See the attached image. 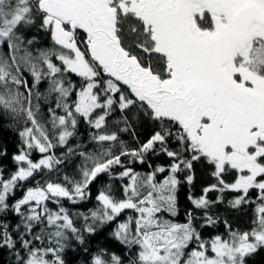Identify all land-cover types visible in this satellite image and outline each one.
Returning a JSON list of instances; mask_svg holds the SVG:
<instances>
[{
    "label": "snow or ice",
    "instance_id": "obj_1",
    "mask_svg": "<svg viewBox=\"0 0 264 264\" xmlns=\"http://www.w3.org/2000/svg\"><path fill=\"white\" fill-rule=\"evenodd\" d=\"M0 121L21 141L15 170L0 168V250L10 264H68L71 241L85 264H249L264 251V0H0ZM144 121L158 127L129 147L122 134L138 140ZM81 123L90 148L75 142ZM161 153L167 166H131ZM72 157L76 175H60ZM200 161L217 182L188 196L193 208L178 222V187L193 183ZM102 176L127 183L119 195L104 183L96 206L74 218L62 201L89 199ZM225 192L235 193L228 208L252 210L246 229L211 213ZM110 223L124 255L86 246ZM220 223L224 232L202 235Z\"/></svg>",
    "mask_w": 264,
    "mask_h": 264
},
{
    "label": "trees",
    "instance_id": "obj_2",
    "mask_svg": "<svg viewBox=\"0 0 264 264\" xmlns=\"http://www.w3.org/2000/svg\"><path fill=\"white\" fill-rule=\"evenodd\" d=\"M83 37V34H81ZM40 40L44 45L50 43V38L44 34H39ZM73 79H77L73 76ZM46 88V84L41 85V91H44ZM118 119V114L112 117V121ZM111 123V122H110ZM158 125L151 121H144L138 122L136 124V136L138 140H133L130 134H122L121 139H123L129 147H136L138 143L144 142L149 135H151L152 131L157 128ZM86 125L81 123L79 128V135L76 137L75 142H81L82 145H87L86 139ZM21 146V141L18 136V130L15 125H11L5 121H0V152L7 149V155H0V168L5 169L4 175L7 177L10 173L15 170V162L12 160V156L14 153L17 152L19 147ZM89 148L91 145H87ZM170 146L174 147V143L170 142ZM64 149H57L56 154L59 155ZM31 158L33 160H38L40 158V154L37 151L32 152ZM128 159H131L130 157ZM80 160L72 157L70 158L65 165L60 166V175L68 174L69 176H75L78 170V166L80 164ZM127 162V161H126ZM170 163V159L164 155L163 153L159 155H148L147 156V163L140 164L139 162H134L131 166L138 172L144 173L149 171V164L152 167L156 165H164L167 166ZM116 171H120V169H116ZM213 168L206 164L204 161L197 162L194 165V181L191 185L182 182L181 185L178 187L177 190V199H178V208L179 214L175 218L178 222H183L185 219V213L188 209L193 208V205L188 199V196L191 194L194 197H199L202 194L204 188L215 184L216 178L211 175ZM168 175L165 172L162 175H159L158 179H163V176ZM184 175L186 173H181L179 178L181 181L184 180ZM234 173L226 175V180L231 182L234 178ZM46 177H51L53 179L57 178V173H45ZM39 179V177H37ZM111 183L113 186V190L116 192L117 195L120 194L119 189L121 183H127V180L120 181L119 179L113 180H106L105 177H100L97 181L91 185V197L87 200L80 201L77 205H72L67 200L62 201L63 205L69 208L70 212L73 214L75 218V213L78 211L86 212L88 209H92L96 206L97 202L95 200V195L97 194L98 189L102 188L104 183ZM33 184L32 180H29L24 187L17 189L15 192V198H20L23 194L24 188L31 186ZM220 193L216 191H212L208 193L209 200H215ZM235 193L233 192H225L223 194L224 202L218 203L211 208V213L219 215L221 219H227L234 228L239 229H246L250 222V217L252 215V210L250 208H244L242 210H232L228 208L227 201L234 197ZM254 195V194H253ZM50 208L55 209L57 206L51 202L48 205ZM131 214L130 212H126L123 214L120 219L124 218V215ZM199 217L202 215L201 212L196 213ZM77 219V227H79L82 223L78 218ZM7 222L11 225H14L18 222L17 218L12 214H9L7 218ZM197 225L201 223L198 219L196 221ZM115 228V223H110L103 228L99 229V231L91 236L87 237V244L86 246L89 248L90 251L94 252L97 248H107L111 252H115L120 255L125 254V248L120 245L116 240H114L110 233ZM202 235L207 238L217 233L224 232V225L223 223L217 224L214 227H205L202 230ZM66 258L68 264H85L87 260V255L83 253L82 246H79L76 241H71L70 248L66 250ZM11 256L8 254L7 250H0V264H10ZM249 264H264V251H260L255 256H253L249 262Z\"/></svg>",
    "mask_w": 264,
    "mask_h": 264
},
{
    "label": "water",
    "instance_id": "obj_3",
    "mask_svg": "<svg viewBox=\"0 0 264 264\" xmlns=\"http://www.w3.org/2000/svg\"><path fill=\"white\" fill-rule=\"evenodd\" d=\"M81 34H83V33L81 32Z\"/></svg>",
    "mask_w": 264,
    "mask_h": 264
}]
</instances>
